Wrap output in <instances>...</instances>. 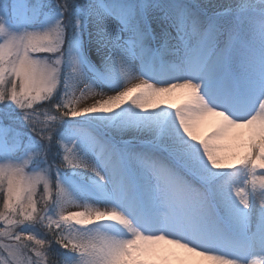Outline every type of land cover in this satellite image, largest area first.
<instances>
[{"label": "snow or ice", "instance_id": "snow-or-ice-1", "mask_svg": "<svg viewBox=\"0 0 264 264\" xmlns=\"http://www.w3.org/2000/svg\"><path fill=\"white\" fill-rule=\"evenodd\" d=\"M0 264H264V0H0Z\"/></svg>", "mask_w": 264, "mask_h": 264}, {"label": "bare ground", "instance_id": "bare-ground-1", "mask_svg": "<svg viewBox=\"0 0 264 264\" xmlns=\"http://www.w3.org/2000/svg\"><path fill=\"white\" fill-rule=\"evenodd\" d=\"M173 102H179V96L177 94L176 97L173 98ZM91 103H93V100L91 99H88L87 102L82 106V107H85V106H88L90 105ZM212 118H209V122L211 121ZM207 126V125H206ZM71 211H77V210H80V209H75V208H72L70 209Z\"/></svg>", "mask_w": 264, "mask_h": 264}, {"label": "rangeland", "instance_id": "rangeland-1", "mask_svg": "<svg viewBox=\"0 0 264 264\" xmlns=\"http://www.w3.org/2000/svg\"><path fill=\"white\" fill-rule=\"evenodd\" d=\"M87 102V100H85L84 102H82L79 107H82L85 103Z\"/></svg>", "mask_w": 264, "mask_h": 264}]
</instances>
